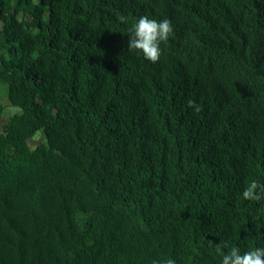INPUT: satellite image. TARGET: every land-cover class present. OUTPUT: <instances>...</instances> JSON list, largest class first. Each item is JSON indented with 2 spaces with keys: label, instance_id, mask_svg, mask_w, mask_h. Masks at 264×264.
Masks as SVG:
<instances>
[{
  "label": "trees",
  "instance_id": "1",
  "mask_svg": "<svg viewBox=\"0 0 264 264\" xmlns=\"http://www.w3.org/2000/svg\"><path fill=\"white\" fill-rule=\"evenodd\" d=\"M142 16L172 22L156 63ZM252 180L264 0H0V264H221L264 247Z\"/></svg>",
  "mask_w": 264,
  "mask_h": 264
},
{
  "label": "clouds",
  "instance_id": "2",
  "mask_svg": "<svg viewBox=\"0 0 264 264\" xmlns=\"http://www.w3.org/2000/svg\"><path fill=\"white\" fill-rule=\"evenodd\" d=\"M125 21L124 17L120 18ZM131 35L128 41V49L143 54L146 60L156 63L160 59L162 41H167L173 33L172 22L168 19L157 21L148 16L140 17L130 30ZM188 106L196 113L202 109L194 101H188ZM243 198L248 201H264V184L252 180L247 184L243 193ZM228 244L221 241L215 244V252L221 257V264H264V247H256L249 251L241 253V249L232 246L227 253L224 249ZM152 264H176V260L169 257L163 261L153 260Z\"/></svg>",
  "mask_w": 264,
  "mask_h": 264
},
{
  "label": "rangeland",
  "instance_id": "3",
  "mask_svg": "<svg viewBox=\"0 0 264 264\" xmlns=\"http://www.w3.org/2000/svg\"><path fill=\"white\" fill-rule=\"evenodd\" d=\"M253 70H254V68H253ZM9 109H10L12 112H13V111L16 112V111L20 110V108L15 107V106H11V108H9ZM39 134H42V131L38 132L35 136H37V135H39ZM35 136H34L33 138H35ZM39 142H41V139H40V138H37V139H34V140L31 141V143L34 144V145L38 144Z\"/></svg>",
  "mask_w": 264,
  "mask_h": 264
}]
</instances>
